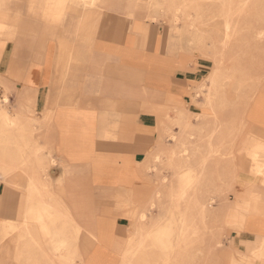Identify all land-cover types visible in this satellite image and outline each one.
Masks as SVG:
<instances>
[{"label": "crops", "instance_id": "1", "mask_svg": "<svg viewBox=\"0 0 264 264\" xmlns=\"http://www.w3.org/2000/svg\"><path fill=\"white\" fill-rule=\"evenodd\" d=\"M40 1L38 8H29L45 23L38 46L21 39L0 41V79L23 91L22 99L33 93L39 119L48 122L46 115L53 113L48 143L60 163L49 177H35L38 186L32 194L30 186L20 187L21 178L15 186L0 176V222L19 225L36 219L61 254L70 248L69 235L60 229L53 233L42 217L59 209L83 227L76 223V234L83 236L74 264H122V238L133 225L125 214L132 213V204L142 209L152 195L148 155L157 150L178 112L206 114L195 102L196 92L208 84L213 67L170 54L162 32L146 19H117L109 9L120 7L119 0H97L91 45L66 41L60 55L58 42L49 39L68 0ZM19 22L0 8V23L8 24L0 26L1 36H29L19 31ZM256 99L247 121L264 135V100ZM235 165L246 167L236 182L241 207L233 210L235 228L213 264H264V175L247 171L250 163ZM22 238V233L12 236L0 252L8 255L14 248L17 253Z\"/></svg>", "mask_w": 264, "mask_h": 264}, {"label": "rangeland", "instance_id": "2", "mask_svg": "<svg viewBox=\"0 0 264 264\" xmlns=\"http://www.w3.org/2000/svg\"><path fill=\"white\" fill-rule=\"evenodd\" d=\"M119 1L120 7L114 4L109 9L117 19H146L162 32L170 54L213 67L208 84L196 92L195 102L200 101L197 106L206 114L183 110L190 126L172 123L157 150L148 155L146 172L153 176L152 195L142 209L132 204V213L125 214L133 225L122 238V264H213L235 228L225 215L232 217L233 210L241 207L235 190L238 174L246 167L235 163H250L247 171L264 175V135L251 128L246 116L254 98L264 100V0ZM40 2L0 0V8L20 20L19 31L30 32L11 40L2 34L0 41L21 39L37 47L45 23L29 8H38ZM97 17V0H68L49 40L58 42L60 55L66 52L67 42L91 45L90 32ZM4 25L8 24L0 23ZM22 92L0 79V176L15 186L21 178L20 187L28 190L30 186L32 194L38 186L35 177H49L60 162L48 143L47 126L53 113L46 115L48 122L39 119L41 109L33 93H24L22 99ZM205 159L201 173L200 163ZM246 202L242 206L248 207ZM198 205L209 210L203 213ZM42 217L53 233L66 231L69 250L57 254L53 240L42 235L36 219L19 225L0 222V251L12 236L23 234L17 253L14 248L8 255L0 252V264H64V258L75 263L83 236L76 234L78 222L59 209L51 214L45 211Z\"/></svg>", "mask_w": 264, "mask_h": 264}, {"label": "bare ground", "instance_id": "3", "mask_svg": "<svg viewBox=\"0 0 264 264\" xmlns=\"http://www.w3.org/2000/svg\"><path fill=\"white\" fill-rule=\"evenodd\" d=\"M215 30L218 31L219 30V25H215ZM196 115V114H195ZM189 117L188 115L185 113V111H181L178 113V116L172 120V123L174 124H178V125H181L185 128H187L188 126H190V123H189ZM173 153V152H171ZM200 172H204L205 171V166L207 165L206 164V159L203 160V162L200 163ZM203 203V202H202ZM200 206L199 208L202 209V212L203 213H207V211L209 209H207V207L203 206V205H198ZM212 212V211H211ZM232 215V214H231ZM231 215H225V221H229L230 222V218H231V222L233 221V216L231 217ZM235 218V217H234Z\"/></svg>", "mask_w": 264, "mask_h": 264}]
</instances>
